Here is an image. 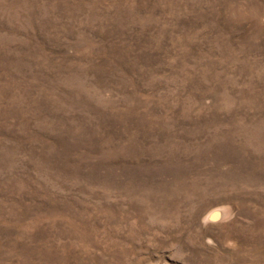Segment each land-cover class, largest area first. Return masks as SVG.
Listing matches in <instances>:
<instances>
[{
  "label": "rangeland",
  "instance_id": "rangeland-1",
  "mask_svg": "<svg viewBox=\"0 0 264 264\" xmlns=\"http://www.w3.org/2000/svg\"><path fill=\"white\" fill-rule=\"evenodd\" d=\"M0 264H264V0H0Z\"/></svg>",
  "mask_w": 264,
  "mask_h": 264
}]
</instances>
